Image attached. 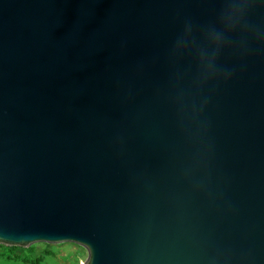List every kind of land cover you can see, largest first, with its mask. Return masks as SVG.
Here are the masks:
<instances>
[{"label": "water", "instance_id": "obj_1", "mask_svg": "<svg viewBox=\"0 0 264 264\" xmlns=\"http://www.w3.org/2000/svg\"><path fill=\"white\" fill-rule=\"evenodd\" d=\"M85 264H264V0H0V245Z\"/></svg>", "mask_w": 264, "mask_h": 264}, {"label": "rangeland", "instance_id": "obj_2", "mask_svg": "<svg viewBox=\"0 0 264 264\" xmlns=\"http://www.w3.org/2000/svg\"><path fill=\"white\" fill-rule=\"evenodd\" d=\"M10 247L0 245V264H27L22 259L41 258L39 264H85L88 260L87 250L77 244H34L28 248H18L22 259H14ZM48 251L49 254L45 252ZM11 258V259H10Z\"/></svg>", "mask_w": 264, "mask_h": 264}, {"label": "trees", "instance_id": "obj_3", "mask_svg": "<svg viewBox=\"0 0 264 264\" xmlns=\"http://www.w3.org/2000/svg\"><path fill=\"white\" fill-rule=\"evenodd\" d=\"M9 250H10V253L13 254L14 259H17V260L22 259L20 253L18 252V248L12 247ZM45 253L49 254L48 251H46ZM22 260L27 264H39L41 262V258L29 259L25 257Z\"/></svg>", "mask_w": 264, "mask_h": 264}]
</instances>
